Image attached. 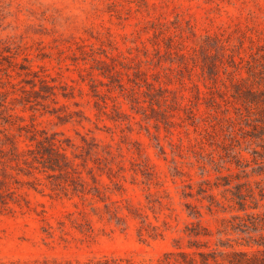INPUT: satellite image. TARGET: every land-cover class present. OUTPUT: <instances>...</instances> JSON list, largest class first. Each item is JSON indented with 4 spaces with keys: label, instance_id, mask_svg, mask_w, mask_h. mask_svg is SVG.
Masks as SVG:
<instances>
[{
    "label": "rangeland",
    "instance_id": "obj_1",
    "mask_svg": "<svg viewBox=\"0 0 264 264\" xmlns=\"http://www.w3.org/2000/svg\"><path fill=\"white\" fill-rule=\"evenodd\" d=\"M158 28L163 31L157 33ZM176 28L185 38L184 52L200 38L216 35L236 45L243 40L249 53L251 45L246 37H253V48L259 44L258 38L264 37V0H0V48L8 47L13 55L8 59L5 57L12 55L0 51V93L7 92L10 113L23 119L13 118V124L6 128L15 134L18 124L33 123L37 129L61 132L75 142L81 135L108 146L114 157L110 167L116 177L111 182L103 174L100 180L109 188L108 202L119 206L118 215L123 218L121 223L110 220L101 202L56 195L39 176L42 185L38 190L26 186L18 189L28 207L13 214L0 213V264H76L104 256L119 259L121 264H156L174 250L176 239L186 247L184 230L197 221L211 232L206 238L210 248L221 239L231 246L222 250H256L241 245L244 243L238 235L218 236L221 219L235 212L209 213L207 201L197 195L202 180L214 183L219 176L208 163L211 148L202 138L203 123L192 124L182 110H172L171 94L165 110L172 116L166 123L161 114L151 113L148 101L143 102L147 90L143 82L139 81L141 87L132 82L138 67L155 87L176 91L181 105L192 99V83L205 90L200 59L198 63L189 61V77L185 70L181 72L184 78L174 71H164L177 68L164 55L170 43L168 36ZM80 46L113 67V76L104 77L95 70L93 57H83ZM173 46L179 48L176 43ZM156 50L163 55L159 65ZM21 65L29 66L40 78L53 80L51 84L58 87L57 103L48 101L49 109L65 105L69 112L80 111V116L63 122L40 106L30 109L12 103L13 98L21 96V87L29 89L23 80L32 78L17 76ZM91 77L97 81V95L92 91ZM116 80L126 89L135 88L143 109L139 105L132 109ZM61 92H70L72 97L65 99ZM95 102H105L103 112L94 108ZM194 113L206 120L214 114L202 102ZM19 142L21 146L28 143L23 136ZM242 156L249 163L247 179L252 184L264 179V172H258L252 157L246 152ZM202 167L207 171L204 175ZM229 172L221 170L223 175ZM220 191L214 188L211 193L221 199ZM187 192L192 197H184ZM188 204L198 208L201 216H190ZM128 210L140 218H134ZM85 224L91 231H85Z\"/></svg>",
    "mask_w": 264,
    "mask_h": 264
},
{
    "label": "trees",
    "instance_id": "obj_2",
    "mask_svg": "<svg viewBox=\"0 0 264 264\" xmlns=\"http://www.w3.org/2000/svg\"><path fill=\"white\" fill-rule=\"evenodd\" d=\"M161 31H163L161 28L156 30L157 33ZM246 38L251 45L249 53L243 46V40H238L236 45L229 39L216 35L200 38L190 50L184 52L185 38L182 32L176 28L170 33L168 36L170 43L166 44L164 55L168 57L170 63H176L177 68H168L164 71H174L177 75H181L185 70L189 77V61L198 63L197 60L200 59L198 65L205 90L192 83V99L185 105L178 103L176 91L163 86L155 87L147 81L146 73L138 67L133 72L134 86L141 87L139 81H142L147 88L143 102L148 101L151 113L161 114L165 122L170 123L168 118L172 115L169 116L165 109L168 106V94H171V102L174 106L172 110H182L192 124H195V121L203 123L202 138L211 148L210 153L207 154L208 163L219 176L214 183H210L207 179L202 180L197 195H202L200 200L207 201L205 208L209 213L235 212L228 219H221L220 228L217 230L218 236L235 234L240 237L238 240L244 243L241 245L256 247L254 251H226L222 249L231 247L229 241L224 242L219 239L215 248H210L206 238L211 236V232L202 226L200 221L191 222L184 230L188 238L186 247L182 248L179 245L180 240L176 239L174 250L165 253L156 264H264V179L253 184L247 179L246 168L249 163L242 156V152L248 153L258 172H264V37L258 38L259 44L254 48L253 37ZM173 43L179 45V48H174ZM79 49L83 57H93L92 50L86 51L83 46ZM0 51L11 54L6 46L0 48ZM242 53L244 56L241 55ZM144 55L147 56V50ZM162 56L160 51L156 50L157 65ZM12 57L13 55L5 58ZM92 60L95 64L93 68L101 75L113 76L114 68L105 60L94 57ZM145 62L154 64V61ZM12 64L9 62V66ZM123 67L127 70L131 69L125 65ZM19 69L20 73L18 72L17 76L32 78L23 80L29 89L21 87V96L13 98L12 103L17 102L24 108L29 106L30 109L40 106L63 122L70 121L74 116H80V111L69 112L65 105L49 109L47 102L56 104L58 96V87L51 84L53 80L40 78L26 65H21ZM164 74L170 76L167 72ZM181 77L184 78L182 75ZM156 78L154 81L159 83V79ZM90 79L93 83L92 91L97 95V81L93 77ZM116 82L129 99L132 109L137 107L140 102L135 88L126 89L119 80ZM37 84L38 89H36ZM11 86L13 87L14 84ZM60 95L65 99L72 97L70 92H61ZM179 98L183 99V95ZM6 99L7 92L0 93V213L13 214L16 209L22 210L23 207H28V202L18 193V189L26 186L38 190L42 185L39 176H43L47 187L56 195L76 196L83 201L89 198L101 202L104 205V214L110 220L121 223L123 218L118 215L120 208L115 202H108L109 188L100 180L103 174L111 182L116 177L110 167L114 157L109 147L100 146L93 137L81 135H79L80 141L75 142L61 132L37 129L33 123L18 124L16 133L13 134L6 125H12L13 118L20 121L23 119L10 113L12 108L7 104ZM201 102L206 109L214 113L210 115L211 119H200L194 113V108ZM104 105L105 102L102 104L95 102L94 108L98 112H103ZM138 108L143 109L140 105ZM22 136L28 141L24 146L19 142ZM222 169L230 171L229 174H221ZM232 169H239V172H234ZM251 172H255V169ZM205 173L207 171L202 167V175ZM242 178L246 180L242 181ZM214 188L221 189V199H217L211 193ZM184 197H192L191 192L185 193ZM186 207L190 210V216L194 218L201 216L200 210L195 206L188 204ZM128 213L134 218H140L136 212L128 210ZM85 225L87 227L85 231H91L88 224ZM33 264L61 263L42 261ZM76 264H121V260L104 256Z\"/></svg>",
    "mask_w": 264,
    "mask_h": 264
}]
</instances>
